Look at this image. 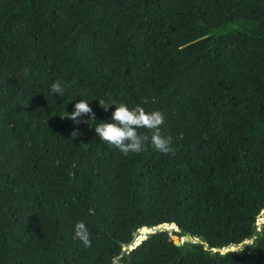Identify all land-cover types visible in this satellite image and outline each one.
<instances>
[{"label":"trees","instance_id":"obj_1","mask_svg":"<svg viewBox=\"0 0 264 264\" xmlns=\"http://www.w3.org/2000/svg\"><path fill=\"white\" fill-rule=\"evenodd\" d=\"M81 98L160 111L174 154L62 118ZM261 209L264 0H0V264H264Z\"/></svg>","mask_w":264,"mask_h":264},{"label":"clouds","instance_id":"obj_2","mask_svg":"<svg viewBox=\"0 0 264 264\" xmlns=\"http://www.w3.org/2000/svg\"><path fill=\"white\" fill-rule=\"evenodd\" d=\"M50 92L59 96H64L65 88L62 81L56 80L51 84ZM99 106L105 111L114 106L111 112V118L107 121H97L95 113L89 105V102L83 98L74 104V111L67 113L62 118H67L73 122H81V116H87L88 120L84 121L90 126V122L95 123V133L99 140L109 146H114L123 155L129 153H141L147 150L149 144L151 147L163 154H174L173 137L165 136L161 132V126L164 124L165 117L158 110L146 111L140 105L129 107L127 104L115 100L105 101L98 100ZM139 129H147L151 135L141 133ZM80 133L74 130L71 137L75 139ZM182 134L177 139H182ZM73 240L82 242L85 247H91L89 230L83 221H77L74 224Z\"/></svg>","mask_w":264,"mask_h":264},{"label":"water","instance_id":"obj_3","mask_svg":"<svg viewBox=\"0 0 264 264\" xmlns=\"http://www.w3.org/2000/svg\"><path fill=\"white\" fill-rule=\"evenodd\" d=\"M260 214L262 215V217L258 218L255 223L256 224H259V223H263L264 222V210L261 209L260 210ZM162 227H165L167 228V224L166 223H159L158 225L154 226L153 229H158V228H162ZM169 227H172V226H169ZM173 229L175 231H177V227L176 226H173ZM152 232V229L146 227V226H141L140 228L137 229L136 233H135V238L133 240V243L132 244H129L127 246V250H130L132 249L133 247L137 246L138 244L141 243V241L144 239L145 235ZM185 240H189L190 237L189 236H185L184 237ZM243 242H246V241H243ZM249 242H251V240H249ZM175 244H179L178 241H175ZM236 247L234 245H230L228 248H222V249H219V252L220 253H223L227 250H235ZM212 251H215L216 249L215 248H211ZM125 263V258H120V260L116 263V264H124Z\"/></svg>","mask_w":264,"mask_h":264},{"label":"rangeland","instance_id":"obj_4","mask_svg":"<svg viewBox=\"0 0 264 264\" xmlns=\"http://www.w3.org/2000/svg\"><path fill=\"white\" fill-rule=\"evenodd\" d=\"M170 237H171L172 239H176V237H175L173 234H170Z\"/></svg>","mask_w":264,"mask_h":264}]
</instances>
